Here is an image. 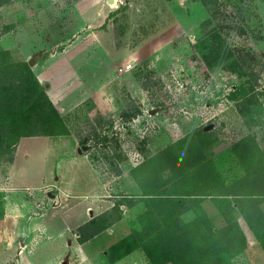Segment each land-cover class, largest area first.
I'll return each mask as SVG.
<instances>
[{
  "label": "rangeland",
  "instance_id": "obj_1",
  "mask_svg": "<svg viewBox=\"0 0 264 264\" xmlns=\"http://www.w3.org/2000/svg\"><path fill=\"white\" fill-rule=\"evenodd\" d=\"M214 31L224 37L232 58L208 66L199 44ZM0 50L7 53L0 65L34 61L37 76L46 69L44 85L55 100L71 96L56 106L68 135L26 137L0 151V183L11 188L0 187V264H151L137 234L148 208L145 195L178 191L171 177H185L184 191L199 202L184 215L187 224L199 217L206 227L227 226L226 207L217 197L249 177L253 159L264 158V95L256 123L246 124L230 97L245 80L225 68L240 62L256 73V88L264 91V0H0ZM138 108L142 113L128 117ZM203 128L209 133L204 142L198 135ZM106 134L118 139L122 162L114 157L115 140L107 147L97 144ZM66 137L76 139L79 157L100 181L95 201L67 197L63 191L71 186L56 179L57 172L45 180L60 158L47 143L56 146ZM166 160L172 168H163ZM146 161L151 165L139 172ZM154 167L165 185L156 178L143 183L144 171ZM233 204L246 244L234 251L231 263L264 264L263 242L240 204ZM260 208L264 213V198ZM83 209L87 217L112 210L120 220L83 244L82 226L71 223ZM55 217L61 222L53 232ZM198 237L202 246L203 235ZM120 244L135 249L115 262L124 249Z\"/></svg>",
  "mask_w": 264,
  "mask_h": 264
},
{
  "label": "trees",
  "instance_id": "obj_2",
  "mask_svg": "<svg viewBox=\"0 0 264 264\" xmlns=\"http://www.w3.org/2000/svg\"><path fill=\"white\" fill-rule=\"evenodd\" d=\"M119 11L120 9L115 11V14ZM199 45L208 66H217L232 58L231 49L218 31L204 37ZM6 54L0 50V58ZM225 69L237 72L240 78L245 80L232 91L230 97L239 104V112L245 118L246 124L256 123L257 116L262 112L263 104L260 102V97L264 95L263 90L256 88L258 76L253 72L248 73L238 61L227 65ZM140 113L142 111L138 108L135 113L128 114V117H135ZM68 134L69 130L63 117L29 62L0 65V151H3V148L10 149L24 137ZM198 135L201 141L208 140L209 133L205 131V128ZM101 136H98L97 144L101 143L105 147L115 140V154H117H114V157L122 162L124 158L123 154L118 152L121 150L118 139L111 140L107 134ZM243 143L245 144L242 142L238 147H242ZM163 156L167 158L168 154ZM243 156H245L243 161L247 164L248 155ZM106 158L110 159L109 156ZM163 160L160 159L158 165ZM253 160L249 177L235 182L232 185L233 191L217 197L219 203L226 207L223 216L228 222L227 226L219 229L214 226H204L206 219L200 221L199 217L195 219L194 224H187L184 221V215L199 205L195 194L184 191L185 177H171L169 181L174 183L171 188H178L176 189L178 191L174 193L168 190L154 192L150 190L146 193L145 197L149 199L148 208L142 219V230L137 234L141 238L142 247L151 264H232L233 258L246 244L244 232L233 219L234 202L240 204L246 219L264 245V213L260 208V202L264 198V158ZM173 162L175 166L186 172L187 167L177 165L176 161ZM150 163L146 161L139 165V172L149 167ZM165 163L163 168H172V160H166ZM156 170L154 167L152 170L144 171L145 186L153 181V178H156V182L162 181L164 185L166 184L167 179L165 181L163 177L160 179V170L159 174ZM218 180L215 179L216 184ZM233 196L236 200L231 199ZM120 205L121 203H116L114 210L118 211ZM119 220L120 215L114 217L112 210L104 211L81 227V242L90 240ZM197 231L199 233H195ZM200 235H203L205 240L202 246L198 242ZM120 245L124 249L121 253L118 251L117 258L113 259L115 262L135 249L129 244Z\"/></svg>",
  "mask_w": 264,
  "mask_h": 264
},
{
  "label": "crops",
  "instance_id": "obj_3",
  "mask_svg": "<svg viewBox=\"0 0 264 264\" xmlns=\"http://www.w3.org/2000/svg\"><path fill=\"white\" fill-rule=\"evenodd\" d=\"M58 64V63H56ZM60 66V65H57ZM71 63H70V67H71ZM41 68H46V65H41ZM57 71H61L60 69H58ZM46 73V69H43V72L41 73V75H38L39 80L41 81L42 85L44 86V88L46 89V91L48 92L50 98L52 99V101L54 102V104L56 106H58L57 104H59L57 101L64 100L68 98V101H70L71 96L70 95H65V97H63V94H60L57 98V100H55L56 98L54 97V93L51 92L49 90V87L45 86L44 83L46 84V81H49V79H45L43 76V73ZM56 72V71H55ZM62 72V71H61ZM43 74V75H42ZM62 97V98H61ZM58 108V107H57ZM34 137H39V136H34ZM50 138V140H52V138H58L59 136H48ZM26 138V137H24ZM21 138L15 145L12 146V148L15 146H19L20 142L22 139ZM32 138V137H30ZM67 138V137H66ZM70 137H68L66 140H63L61 142H59L58 145L55 146V144L51 145L52 141H48L47 145H48V149L49 151L51 150L52 154L54 155H58L57 158H59V160L56 163V166H54L55 164H53L51 170L47 173V176H45V180L52 178L56 175V172L58 173L59 177L56 179L62 180L63 183H65V187H68L69 185L71 186V190H64L63 193L70 198H74V197H79V198H90L92 197L93 201L97 200L96 197H98L100 194L98 192L99 187H100V181L96 175V173H94V169H92V167H90L89 164L86 163V161L84 159H81V157H79V144L76 141V139H69ZM55 143V141H54ZM67 147L69 150L66 152H69V156L71 157H64V153H63V149ZM18 152V151H17ZM51 152L49 154H51ZM48 154V155H49ZM62 159V161L60 160ZM68 173H71L70 176L73 177V181H71V183L68 181L70 179V176H68ZM9 179V178H8ZM10 180V179H9ZM77 185V186H76ZM4 186V188H1L4 191L10 190L8 189V187L5 186V184L0 183V187ZM69 186V187H70ZM78 188H76V187ZM7 188V189H6ZM24 188V187H23ZM39 188V187H38ZM22 189V188H19ZM28 189V187H27ZM30 189V188H29ZM66 189V188H65ZM95 199V200H94ZM39 201H43L42 198H38ZM91 206H88V210H90ZM84 210V209H83ZM104 212V211H103ZM102 213V212H101ZM101 213L97 214L100 215ZM70 216V215H68ZM73 218V220H71V223H76L78 224L79 221V227L84 226L86 223H88L91 219H93L94 217H96L94 214L90 217H87L85 214V210L84 213L83 211H79L78 213H75L71 216ZM70 218V217H69ZM61 222L60 217H55L54 221H51V229L52 231H56L57 229V223ZM65 224L68 226L70 224V222L68 221V217L65 218L64 220ZM60 233V232H59ZM63 233V232H62ZM103 234V232L101 233ZM99 236L96 235L93 239H96ZM89 242L86 241L84 243ZM83 243V244H84Z\"/></svg>",
  "mask_w": 264,
  "mask_h": 264
},
{
  "label": "water",
  "instance_id": "obj_4",
  "mask_svg": "<svg viewBox=\"0 0 264 264\" xmlns=\"http://www.w3.org/2000/svg\"><path fill=\"white\" fill-rule=\"evenodd\" d=\"M34 61H30V65H33L34 63H33ZM85 147V146H84ZM86 148V147H85ZM65 264H68L67 262L65 263Z\"/></svg>",
  "mask_w": 264,
  "mask_h": 264
},
{
  "label": "built area",
  "instance_id": "obj_5",
  "mask_svg": "<svg viewBox=\"0 0 264 264\" xmlns=\"http://www.w3.org/2000/svg\"><path fill=\"white\" fill-rule=\"evenodd\" d=\"M130 68H131V65H130V66H128L126 69H128V70H129ZM126 69H123V71H125Z\"/></svg>",
  "mask_w": 264,
  "mask_h": 264
}]
</instances>
